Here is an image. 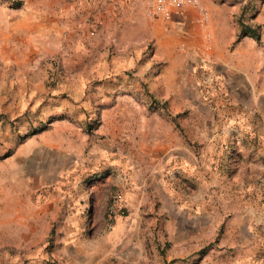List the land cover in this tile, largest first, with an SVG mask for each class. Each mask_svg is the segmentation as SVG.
I'll return each instance as SVG.
<instances>
[{"label":"rangeland","instance_id":"obj_1","mask_svg":"<svg viewBox=\"0 0 264 264\" xmlns=\"http://www.w3.org/2000/svg\"><path fill=\"white\" fill-rule=\"evenodd\" d=\"M0 264H264V0H0Z\"/></svg>","mask_w":264,"mask_h":264},{"label":"trees","instance_id":"obj_2","mask_svg":"<svg viewBox=\"0 0 264 264\" xmlns=\"http://www.w3.org/2000/svg\"><path fill=\"white\" fill-rule=\"evenodd\" d=\"M17 3L20 4V2ZM245 36H250L257 40L261 39L260 34L257 32L256 29L246 26L245 24H241L239 38H243Z\"/></svg>","mask_w":264,"mask_h":264}]
</instances>
